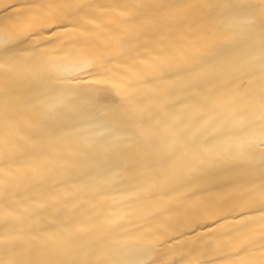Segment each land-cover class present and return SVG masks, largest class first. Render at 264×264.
<instances>
[{"label": "snow or ice", "instance_id": "obj_1", "mask_svg": "<svg viewBox=\"0 0 264 264\" xmlns=\"http://www.w3.org/2000/svg\"><path fill=\"white\" fill-rule=\"evenodd\" d=\"M0 264H264V0H0Z\"/></svg>", "mask_w": 264, "mask_h": 264}]
</instances>
